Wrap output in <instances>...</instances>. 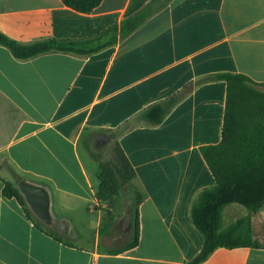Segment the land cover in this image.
Masks as SVG:
<instances>
[{
  "label": "crops",
  "instance_id": "1",
  "mask_svg": "<svg viewBox=\"0 0 264 264\" xmlns=\"http://www.w3.org/2000/svg\"><path fill=\"white\" fill-rule=\"evenodd\" d=\"M152 1L103 0L81 13L62 0H0V32L21 44L92 39ZM218 73L244 74L264 91V0H172L118 44L86 57L51 52L20 60L0 45V264L194 259L204 239L190 219L191 207L215 185L200 148L222 140L226 82L194 86L162 125L120 137L146 193L139 244L123 253L109 251L129 240L112 248L101 234L99 169L83 157L80 140L87 131L116 129ZM21 182L47 191L49 221L32 211ZM7 183L26 205L5 195ZM237 207L224 209V230L250 216L239 217ZM250 220L255 239L264 243V209ZM202 264H264V249L221 247Z\"/></svg>",
  "mask_w": 264,
  "mask_h": 264
},
{
  "label": "trees",
  "instance_id": "2",
  "mask_svg": "<svg viewBox=\"0 0 264 264\" xmlns=\"http://www.w3.org/2000/svg\"><path fill=\"white\" fill-rule=\"evenodd\" d=\"M64 5L81 13H91L103 0H62ZM172 0H164L155 6L157 0L147 4L136 14L127 18L121 25H115L98 36L86 40H46L32 44H21L0 32V45L10 49L20 60H28L51 52H62L80 56H91L138 30L154 14L164 9ZM212 81H225L227 84L226 106L222 140L216 145L200 148L211 173L215 178L213 187L202 190L195 198L190 219L202 234L204 244L200 253L185 264H202L221 247H255L264 249V243L254 237L251 216L264 209V91H260L251 78L244 74L218 73L199 82H191L177 94L151 104L137 115L126 120L116 129L107 131L115 139V157L107 162H99L97 199L110 208L125 186H130L134 193L135 220L134 237L126 246L109 251L120 254L133 249L139 244V206L145 200L146 193L138 187L137 174L130 160L122 149L119 139L138 127H158L164 123L173 109L189 94L194 86ZM86 149L94 159L100 156ZM7 197H15L25 204L23 195L12 184L5 188ZM231 204L246 207L250 216L238 220L228 229H223V212ZM110 220L103 221L101 234L105 235L113 226ZM61 240L56 235H53Z\"/></svg>",
  "mask_w": 264,
  "mask_h": 264
},
{
  "label": "rangeland",
  "instance_id": "3",
  "mask_svg": "<svg viewBox=\"0 0 264 264\" xmlns=\"http://www.w3.org/2000/svg\"><path fill=\"white\" fill-rule=\"evenodd\" d=\"M164 0H157L155 6H159ZM85 143L88 144L91 152L100 156V159H90V152L86 149ZM80 150L84 158L89 160L98 171L99 162H107L115 157V139L112 134L107 131H87L80 140ZM239 209L238 216L241 217L249 210L239 204H236ZM103 221L108 222L111 213L113 219V226L104 235V240H109L112 248L121 247L126 241L131 242L134 237L133 224L135 220V207H134V193L130 186H125L119 196L115 200L114 208H110L109 204H103ZM122 224V225H121ZM131 227L130 231L127 229ZM121 229V231H120ZM94 234L93 231L89 232V238Z\"/></svg>",
  "mask_w": 264,
  "mask_h": 264
},
{
  "label": "water",
  "instance_id": "4",
  "mask_svg": "<svg viewBox=\"0 0 264 264\" xmlns=\"http://www.w3.org/2000/svg\"><path fill=\"white\" fill-rule=\"evenodd\" d=\"M20 190L26 198L32 211L43 221L50 219V197L46 190L30 185L26 182L20 183ZM122 225V224H121ZM130 229V227H129Z\"/></svg>",
  "mask_w": 264,
  "mask_h": 264
}]
</instances>
